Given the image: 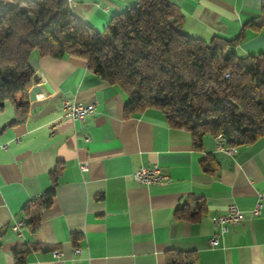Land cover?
<instances>
[{"label":"crops","instance_id":"1","mask_svg":"<svg viewBox=\"0 0 264 264\" xmlns=\"http://www.w3.org/2000/svg\"><path fill=\"white\" fill-rule=\"evenodd\" d=\"M69 1L80 22L102 32L137 0ZM169 1L183 15L181 31L205 41L236 39L260 15L263 2ZM232 51H264V31L247 30ZM30 64L36 75L26 120L9 124L11 106L0 113V143H10L0 151V264H14L12 250L22 243L37 246L26 264H166L170 251H194L197 264H264V205L259 216L252 214L264 192V135L233 146L234 153L210 134L196 148L190 132L172 127L161 111L126 112V94L92 73L84 58L34 51ZM66 99L100 104L94 115L77 122L64 115ZM206 158L213 163L210 172L201 165ZM58 164L63 171L40 229L30 233L25 225L22 234L15 232L24 207L50 187V171ZM154 164L169 182L135 180L139 168ZM198 201L204 208L195 218L176 217L178 208L193 214ZM232 203L246 218L221 233L215 218ZM216 234L219 244L211 246Z\"/></svg>","mask_w":264,"mask_h":264},{"label":"trees","instance_id":"2","mask_svg":"<svg viewBox=\"0 0 264 264\" xmlns=\"http://www.w3.org/2000/svg\"><path fill=\"white\" fill-rule=\"evenodd\" d=\"M183 15L169 0H137L115 15L102 32L80 22L69 0H0V113L7 106L18 124L29 111L28 91L35 78L30 59L82 57L98 78L118 86L128 100L126 112L155 108L174 128L187 129L196 148L207 134L222 135L229 146L254 142L264 135V51H232L246 31H264V0L259 16L233 40L210 41L184 34ZM229 74V76H227ZM206 172L210 158L202 161ZM63 165L50 171L51 185L23 219L30 233L41 227L42 214L56 193ZM178 208V218H195ZM37 246L22 243L12 250L14 264H26ZM166 264H197L194 251H170Z\"/></svg>","mask_w":264,"mask_h":264},{"label":"built area","instance_id":"3","mask_svg":"<svg viewBox=\"0 0 264 264\" xmlns=\"http://www.w3.org/2000/svg\"><path fill=\"white\" fill-rule=\"evenodd\" d=\"M75 1V0H74ZM229 76V74H227ZM99 102L95 101L89 104H84L82 102H78L76 100L66 99L63 102V112L67 117H71L73 120L77 122L85 121L89 116L94 115ZM219 146L229 152L234 153L235 147L231 146L225 148L221 146V141L225 140L222 135L217 136ZM10 147V143H0V151L7 150ZM82 169H87V164L82 165ZM134 178L136 181L142 184H158V183H167L170 181V176L164 171V169L158 164H154L151 166H143L139 168L135 174ZM264 205V192H260L258 194V200L256 205L252 210V214L255 216H259L262 212V208ZM246 218V214L243 210L239 208V206L235 203L230 204L227 213L224 215H220L215 218V222L218 226H220L221 233H225L229 230L231 226L240 224ZM25 226V221L20 220L13 225V230L19 234H22V229ZM211 246H217L219 244V235H214L210 238ZM76 253H80L81 250L76 248ZM56 255H60V252H56Z\"/></svg>","mask_w":264,"mask_h":264}]
</instances>
